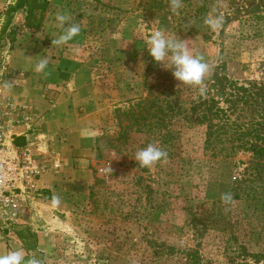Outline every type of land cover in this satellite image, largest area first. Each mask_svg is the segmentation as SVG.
Masks as SVG:
<instances>
[{
    "label": "rangeland",
    "instance_id": "rangeland-1",
    "mask_svg": "<svg viewBox=\"0 0 264 264\" xmlns=\"http://www.w3.org/2000/svg\"><path fill=\"white\" fill-rule=\"evenodd\" d=\"M13 3L0 0V154L10 155L0 179L10 197V205L0 202V253L22 247L42 264H264V159L243 148L252 137L241 134L259 129L264 138V0H181L177 13L170 0H50L38 30L24 25V13H8ZM58 11L81 26L60 47L52 45ZM210 16L223 18L220 29L204 23ZM157 29L186 41L209 64L203 95L152 60L145 40ZM20 49L35 55L29 70L11 65ZM44 56L51 63L37 73ZM62 58L88 84L77 95L86 103L78 116L93 137L88 183L56 209L43 183L61 156L52 141L66 142V134L50 129L32 103L25 114L1 97L27 78L31 96L54 104L61 85L51 87L48 77ZM241 87L254 94L240 99ZM66 97L74 103L72 94ZM198 98L215 99L235 122L221 129L228 132L215 146L234 153L207 148L208 123H221L223 114L201 122V111L191 108ZM21 124L30 138L18 136ZM149 143L167 159L139 167L135 153ZM257 145L264 147V139ZM255 171L261 176L251 179ZM224 193L230 203L221 200Z\"/></svg>",
    "mask_w": 264,
    "mask_h": 264
},
{
    "label": "crops",
    "instance_id": "crops-1",
    "mask_svg": "<svg viewBox=\"0 0 264 264\" xmlns=\"http://www.w3.org/2000/svg\"><path fill=\"white\" fill-rule=\"evenodd\" d=\"M30 52L23 49L15 50L11 56V65L15 69H31L35 63L32 62L35 55ZM67 61L65 58L55 60L54 69L48 77L51 87L56 86L54 88H57L58 84L61 85L59 88L62 94L54 104H50L45 98L41 99V96H31L30 81L27 78H18L17 85L3 89L4 97L10 99L11 103L21 106L32 103L39 116L47 117L50 129L60 130L63 135L66 134V142L63 139L52 141L61 156L60 160L56 161V170L47 174L43 183V187L51 192V197L47 200L50 207H53L51 204L53 195H59L61 202L59 206L54 207L56 209L66 207L69 194L82 188L91 177L88 156L91 155L89 150L93 135L90 125L84 123L83 118L78 116L79 107L85 102L82 103L80 97L77 96L82 95L84 87H88V84H80L82 71L77 70ZM34 86L35 92H40L41 95L43 85ZM66 94L74 96V103L69 102ZM85 114L86 111L82 115ZM15 128L19 131L18 136L23 135L30 138L28 124H21Z\"/></svg>",
    "mask_w": 264,
    "mask_h": 264
},
{
    "label": "clouds",
    "instance_id": "clouds-1",
    "mask_svg": "<svg viewBox=\"0 0 264 264\" xmlns=\"http://www.w3.org/2000/svg\"><path fill=\"white\" fill-rule=\"evenodd\" d=\"M169 6L173 13H177L182 6L181 0H170ZM52 23L53 27L58 30V34L52 39V45L57 47L73 41L81 32V26L77 23H72V18L67 13L58 11ZM204 23L212 31H216L222 27L223 18L210 16L204 20ZM145 47L152 60L161 64L165 70H171L173 77L180 84L196 88L200 95L205 93L203 84L209 73L210 66L203 56L193 54L189 50L186 41L180 39L177 35H169L163 29H157L147 36ZM50 63V58L44 56L36 63L35 71L37 73H46ZM166 159L167 152L152 143L139 149L134 157L139 167L144 168H150L155 163ZM221 200L226 204L230 203L232 196L230 193H224L221 196ZM60 202L59 195H53L51 199L52 206H59ZM0 264H42V261L34 254L31 256L26 255L22 247H15L10 248L7 252L0 253Z\"/></svg>",
    "mask_w": 264,
    "mask_h": 264
},
{
    "label": "trees",
    "instance_id": "trees-1",
    "mask_svg": "<svg viewBox=\"0 0 264 264\" xmlns=\"http://www.w3.org/2000/svg\"><path fill=\"white\" fill-rule=\"evenodd\" d=\"M49 6H50V0H14V3L10 5V7L8 8V13L11 14L16 11H20L24 13L25 15L24 25L27 28L38 30L42 27L44 23L46 13L48 11ZM10 35L15 36V30L12 28H10ZM13 40L14 38L11 39V42ZM240 89L242 90L244 89L246 91L244 94H238L240 99L246 100L247 97L254 94L250 92V90H247V88L245 87H241ZM191 108L201 111V115H200L201 122L213 120L211 118L212 117L211 114L216 118H219L220 116L219 113L223 114V117H221L220 119L221 123H218V124H214L211 122L208 123L206 145H207V148L215 150L214 151L215 155L219 154L220 152H224L225 155H230L234 153V149H233L234 147H232L231 149H226L225 151H222L221 149V151L219 152L216 151L217 148L215 147L216 143L220 139L222 140L223 135L226 132H228V130H226V132H223L221 129L226 128V127L230 128L235 123V122L233 123L231 122L229 115L226 113L227 111L224 110L222 107L218 106V102L213 98H210V99L203 98L202 103H201V99L199 98L195 99L192 101ZM255 131H256L255 133L254 131L252 133L251 132L245 133L241 131V134H243L244 136L246 135L247 137H252L251 139H247L243 142V148L247 149L248 145L250 148L253 147V151L256 154H258L260 158L264 159V147H259L257 145V141L264 139V138L262 137V134L259 132V129H255ZM255 165L258 166L256 169L261 171L260 163L257 162L255 163ZM251 174H252L251 179L260 178L261 176V172L258 173V176H257L256 171ZM258 192L259 191L257 190L254 191L255 194H257ZM17 235L20 239L26 238V233L22 231L18 232Z\"/></svg>",
    "mask_w": 264,
    "mask_h": 264
},
{
    "label": "built area",
    "instance_id": "built-area-1",
    "mask_svg": "<svg viewBox=\"0 0 264 264\" xmlns=\"http://www.w3.org/2000/svg\"><path fill=\"white\" fill-rule=\"evenodd\" d=\"M1 102L6 104V105H14L13 103L10 102V100L8 98H5L4 96L1 97ZM21 110L23 111V113L28 114V105H22ZM3 138L0 135V145H2L3 143ZM10 155H8L6 157V159H3L1 154H0V179L5 178V174L7 173V169H8V164H9V160H10ZM0 202H4V205L8 206L10 205V197L7 196L5 194V191L0 190Z\"/></svg>",
    "mask_w": 264,
    "mask_h": 264
}]
</instances>
